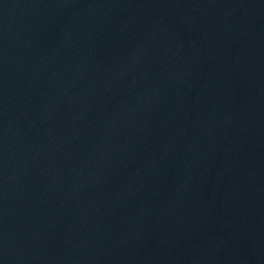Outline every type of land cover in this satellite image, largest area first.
<instances>
[{"label":"water","instance_id":"water-1","mask_svg":"<svg viewBox=\"0 0 264 264\" xmlns=\"http://www.w3.org/2000/svg\"><path fill=\"white\" fill-rule=\"evenodd\" d=\"M0 264H264V0H0Z\"/></svg>","mask_w":264,"mask_h":264}]
</instances>
